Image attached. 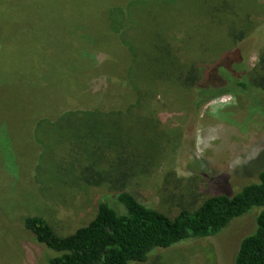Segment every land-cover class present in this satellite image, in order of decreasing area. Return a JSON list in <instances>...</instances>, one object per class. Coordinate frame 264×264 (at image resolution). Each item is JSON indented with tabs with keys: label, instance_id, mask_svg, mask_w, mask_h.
I'll list each match as a JSON object with an SVG mask.
<instances>
[{
	"label": "rangeland",
	"instance_id": "1",
	"mask_svg": "<svg viewBox=\"0 0 264 264\" xmlns=\"http://www.w3.org/2000/svg\"><path fill=\"white\" fill-rule=\"evenodd\" d=\"M130 1L116 3L126 6ZM80 4L50 0V14L39 15L50 26L40 49L35 40L23 37L0 45V264H49L54 254L23 229L24 215L41 214L57 233L67 235L95 216L99 199L125 211L116 200V187L57 173L63 159L86 160L81 152H72V141L58 142L56 133L88 139L93 129L66 122L57 132L50 126L35 131L41 118L55 120L67 110L121 112L123 118L133 107L138 123L152 129L131 134L134 144L141 137L144 141L141 162L147 157L126 188L170 216L195 210L213 195H233L257 181L264 169V84L256 92L235 88L200 109L186 107L190 91L168 84L167 92L150 84L151 77L171 81L180 66L210 65L224 53H232L226 62H236L241 70L244 52L245 83L263 81L264 0H182L167 7L154 3L163 18L172 17L176 33H167V39L147 27L130 26L125 38L134 47L131 52L117 35L103 31L102 12L66 10ZM228 15L233 16L227 20ZM231 30L245 34L236 38ZM42 51L47 56L38 58ZM230 87L224 81L206 94ZM76 171L78 175L80 169ZM259 211L255 206L215 235L159 248L147 261L133 264H236L240 242L255 232Z\"/></svg>",
	"mask_w": 264,
	"mask_h": 264
},
{
	"label": "trees",
	"instance_id": "2",
	"mask_svg": "<svg viewBox=\"0 0 264 264\" xmlns=\"http://www.w3.org/2000/svg\"><path fill=\"white\" fill-rule=\"evenodd\" d=\"M62 1L66 5L81 2L80 5L66 8L74 13H86L90 8L98 13L102 12L105 21L103 31L110 32L111 36L117 35L121 44L131 52L134 47L125 38L126 30L130 26H141L149 28L152 33L160 37H166L165 35L171 32L167 35L169 37L176 33L174 22L169 19L172 17L163 18L157 12L158 6L155 8L154 3L167 7L179 5L182 0H131L126 6L118 5L116 0ZM145 5L151 7V13L143 10ZM50 7V0H0V45L6 41L15 42L18 37H23L28 42L35 40L40 49L44 41L43 33L50 26L46 19H41L39 15L50 14ZM229 9L234 13L235 8L229 7ZM217 12L215 15L218 14ZM232 16L228 15L225 18L228 20ZM236 27L232 23L230 28L236 30ZM217 29L216 31L220 32L219 28ZM231 33L236 38H243L245 31L237 34L231 30ZM226 34L228 32L224 35ZM231 54L224 53L219 59L215 57L214 61L206 66L199 64L192 66L193 64L186 63L174 71L171 81L164 82L151 77L150 84L155 89L161 87L167 92L168 84L181 87L185 92L190 91L186 98L188 100L186 107L190 109H200L212 99L229 94L235 88L241 87L243 92L263 90L264 78L258 83L252 81V84H249L252 88L243 79L246 73L245 52L240 63L241 70L236 62L232 64L226 62ZM43 56H47L44 51L41 55H37L38 58ZM262 61H264V51ZM139 67L145 74L144 68ZM171 67L168 66L169 69ZM224 81H229L232 87L222 88L210 95L206 94L207 89L217 87ZM139 99L138 101L141 102L142 99ZM127 109L125 110L127 115L123 112V118L121 112L67 110L55 120L41 118L35 123V131L50 126L57 132V127L66 122L84 123L86 127L92 128L88 139L79 133L75 138L70 139L63 133H56L58 142L72 141V152L75 151L77 154L81 152L86 160L84 162L76 158L65 163L63 159L57 168V173L60 176L69 172L75 173L74 181L82 180L89 185L116 187L115 189L118 190L116 200L125 208V211L120 212L108 200L99 199L95 216L87 224L67 235L57 233L50 221L41 214L24 215L21 219L23 229L29 231L37 242L54 251V254L48 257L49 264L145 262L159 248H169L191 238L208 237L221 232L234 218L245 214L255 206L260 207L256 230L241 240L235 263L264 264V169L259 172L257 181L245 185L239 192L233 195L225 193L213 195L195 210L182 209L177 215L170 216L146 204L135 192L126 188L127 182L135 177L147 157L144 156L141 162L143 157L141 154L145 150L144 141L141 137L134 144L131 134L134 133V129H141L142 132L152 129V126L138 123V117L131 112L133 107ZM134 122L138 128H134ZM35 139L37 140V134ZM67 165L70 167L68 168ZM77 168L80 169L78 175H76ZM118 184L121 187H118Z\"/></svg>",
	"mask_w": 264,
	"mask_h": 264
}]
</instances>
